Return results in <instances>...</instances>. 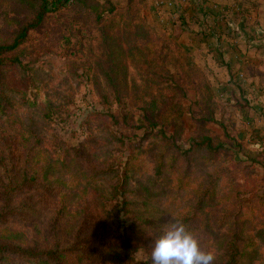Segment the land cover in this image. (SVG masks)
<instances>
[{"label": "rangeland", "instance_id": "rangeland-1", "mask_svg": "<svg viewBox=\"0 0 264 264\" xmlns=\"http://www.w3.org/2000/svg\"><path fill=\"white\" fill-rule=\"evenodd\" d=\"M159 1L72 0L46 14L4 54L0 132L11 142L24 139L15 128L39 133L40 165L66 189L72 215L84 204H115L111 191L124 171L130 213L121 226L147 237L151 250L180 222L203 250L220 255L230 230L239 228L240 264H264V143L241 137L245 119L233 109L229 84L214 67L191 62L183 48L188 32L175 27L178 17L169 24ZM173 1L178 7L166 6L180 11ZM34 9L28 0H0V44ZM130 10L140 11L138 18ZM149 33L156 40L150 45ZM203 136L214 150L191 145ZM43 231L42 224L12 228L5 237L45 244ZM134 258L145 262L148 254L140 248Z\"/></svg>", "mask_w": 264, "mask_h": 264}, {"label": "trees", "instance_id": "trees-1", "mask_svg": "<svg viewBox=\"0 0 264 264\" xmlns=\"http://www.w3.org/2000/svg\"><path fill=\"white\" fill-rule=\"evenodd\" d=\"M28 1L34 3L33 15L18 28L10 42L0 44V66L5 62L4 54L23 43L28 31L40 25L46 14L62 9L72 0ZM77 1L87 4V0ZM88 7L97 9L95 4ZM127 12L130 13L129 17L138 18L136 11ZM149 36L151 39H145V42L149 45L155 43L150 33ZM145 42L141 40L137 47L143 49ZM7 133L0 132L1 260L21 259L36 264H152V250L147 237L140 235L141 239H138L133 227L121 226L123 215L130 213L125 198L126 172L121 171L111 191V197H117L115 204L109 208L84 204L72 215L68 210L69 194L65 192L66 189L61 188L58 179L48 178L50 168L40 165L44 143L39 133L29 128H15L12 134L24 136L20 142L8 141L4 136ZM159 133L165 135L163 130ZM191 145L205 146L208 150L216 147L206 136L192 139ZM40 224L44 229L45 244L37 240L17 242L5 237L12 228L36 227ZM240 233L239 228L230 230V236L222 244V253L216 255L215 264H240L244 253ZM140 248L148 254L145 262L134 258V252Z\"/></svg>", "mask_w": 264, "mask_h": 264}, {"label": "crops", "instance_id": "crops-1", "mask_svg": "<svg viewBox=\"0 0 264 264\" xmlns=\"http://www.w3.org/2000/svg\"><path fill=\"white\" fill-rule=\"evenodd\" d=\"M178 1V12L161 7L172 17L169 24L178 17L175 27L188 32L183 48L190 51L191 62L219 72L220 81L229 84L225 88L233 109H240L239 117L245 119L247 132L241 137L257 138L248 139L252 144L264 143V0ZM219 85L222 89L227 84Z\"/></svg>", "mask_w": 264, "mask_h": 264}, {"label": "clouds", "instance_id": "clouds-1", "mask_svg": "<svg viewBox=\"0 0 264 264\" xmlns=\"http://www.w3.org/2000/svg\"><path fill=\"white\" fill-rule=\"evenodd\" d=\"M152 264H215L214 251L202 249L199 239L180 222L167 226L154 241Z\"/></svg>", "mask_w": 264, "mask_h": 264}, {"label": "built area", "instance_id": "built-area-1", "mask_svg": "<svg viewBox=\"0 0 264 264\" xmlns=\"http://www.w3.org/2000/svg\"><path fill=\"white\" fill-rule=\"evenodd\" d=\"M158 3L159 4L165 3L166 5L173 6L175 8L178 7V5L173 0H166V1L160 0Z\"/></svg>", "mask_w": 264, "mask_h": 264}]
</instances>
